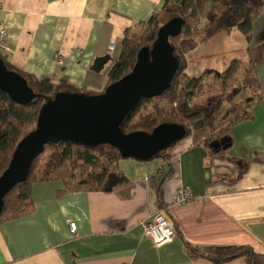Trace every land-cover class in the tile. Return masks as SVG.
<instances>
[{"label": "crops", "instance_id": "obj_1", "mask_svg": "<svg viewBox=\"0 0 264 264\" xmlns=\"http://www.w3.org/2000/svg\"><path fill=\"white\" fill-rule=\"evenodd\" d=\"M161 5L0 0L7 31L0 35V54L20 72L52 80L57 90L98 93L108 76L105 65L91 69L95 58L114 52L126 31H135ZM223 33L245 41L241 60L251 61L261 95L246 109L252 116L230 127L231 146L214 151L185 137L166 157H121L115 165L127 181L110 191L74 188L65 177L34 182L32 211L0 223V264H247L245 256L219 263L191 256L186 245H248L264 253V9L247 35L237 28ZM216 36L199 42V50L208 40L219 47ZM180 186L193 197L179 205L172 196ZM158 211L169 216L176 237L155 246L142 223Z\"/></svg>", "mask_w": 264, "mask_h": 264}, {"label": "trees", "instance_id": "obj_2", "mask_svg": "<svg viewBox=\"0 0 264 264\" xmlns=\"http://www.w3.org/2000/svg\"><path fill=\"white\" fill-rule=\"evenodd\" d=\"M263 9L264 0H162L161 7L142 22L141 25L145 24V28L141 31L127 30L121 40L119 56L111 59L113 62L107 74L106 85L131 71L138 50L142 46L152 43L159 26L174 16L181 17L183 21L180 33L176 38H170V42L175 48V54L181 59L182 69L175 76L169 90L159 96L142 99L137 104L123 121L122 130L124 132L134 130L150 132L161 122H177L186 127L187 136L190 135V130L193 128L196 134H204L207 130H211V134L217 133L216 138H219L224 134L229 135L230 127L233 124L249 119L252 114L247 110L243 113L237 112L236 104L221 113V101L213 106V110L208 111L202 104L191 103V98L195 94L194 88L199 86L200 78L188 76L184 72L186 61L184 55L179 54L178 49L184 54H186V50L194 52L197 50L199 42L221 32L229 33L233 28H237L242 35H247L252 28L253 20L261 14ZM178 41H180L179 44H177ZM0 57L8 69L15 70L26 78L36 94V98L30 103L22 105L14 102L7 93L0 90L1 175L7 167L17 143L34 128L41 104L52 97L58 89V85L50 79H37L30 74L20 72L3 55L0 54ZM239 62V59L234 58L223 72L215 74L221 79L228 80L238 70ZM222 81L224 82V80ZM241 83L242 88L251 94L243 100L244 107L248 108L251 103L257 102L261 97L251 61L242 71ZM237 91L238 88H233L229 93L230 96H235ZM219 110H221L219 113L221 116L217 115ZM233 112L235 113L234 117L229 121L227 127L222 131L213 132L215 130L213 128L220 126L221 121ZM199 143L209 147L207 138ZM171 147L159 152L157 156L166 157L167 151ZM119 158L121 156L116 148L108 144L96 147L71 142L46 144L43 152L34 159L26 179L14 185L4 197L0 223L32 211L34 207L31 195L32 184L52 179L53 174L62 168L66 183L68 180L72 181L73 178L77 179L78 187L76 188L112 190L118 184L127 181L122 171L112 168ZM186 250L191 256L204 257L215 263L245 256L247 264H264V253L255 252L248 245L207 248L186 245Z\"/></svg>", "mask_w": 264, "mask_h": 264}, {"label": "water", "instance_id": "obj_3", "mask_svg": "<svg viewBox=\"0 0 264 264\" xmlns=\"http://www.w3.org/2000/svg\"><path fill=\"white\" fill-rule=\"evenodd\" d=\"M182 18L174 16L157 29L152 43L142 46L130 72L105 86L98 93L56 90L40 106L35 126L16 145L7 167L0 175V214L4 197L23 182L34 159L48 143L71 142L88 147L108 144L122 158L150 160L175 145L188 134L177 122H161L150 132H124L121 125L142 99L159 96L171 88L182 69L181 59L170 42L182 27ZM109 54L95 58L91 69L98 72L111 61ZM0 90L16 103L28 104L36 94L24 76L6 67L0 57ZM229 135L208 143L214 151L231 146ZM157 156V157H156Z\"/></svg>", "mask_w": 264, "mask_h": 264}, {"label": "rangeland", "instance_id": "obj_4", "mask_svg": "<svg viewBox=\"0 0 264 264\" xmlns=\"http://www.w3.org/2000/svg\"><path fill=\"white\" fill-rule=\"evenodd\" d=\"M200 26V25H198ZM145 28L144 25H140L136 28L135 31H141ZM176 38V36H175ZM218 41L216 42L219 47L213 49V46L210 43V40L206 41L204 44L201 45L199 50V46L196 51L193 50H186V54L181 53L178 48L179 54L184 55V59L186 61V66L184 68V72L191 77H199L200 83L195 89V94L191 98V103H199L204 106V109L213 110V106L218 102L221 101V110L223 113L231 109L235 104L237 106V112L243 113L247 107H244L243 100L250 96V92L244 90L242 88V71L245 66L249 65V61L241 60L244 59L245 55V41H241L239 37L234 34L224 35V33L217 34L215 37ZM240 40H238V39ZM212 40V39H211ZM180 41L177 42L179 44ZM244 48V49H243ZM206 49L209 50V53L206 52ZM120 46L113 52H111L110 56L112 58L118 57L120 53ZM239 59L240 62L238 64V70L236 73L230 77V79H221L215 73L216 72H223L229 65L232 59ZM112 60L105 64V68L103 72L108 74V71L112 65ZM102 70V69H101ZM224 80V82L222 81ZM233 88H238L237 94L235 96H230V92ZM94 89V88H93ZM69 90V89H68ZM70 92H82V93H97V92H88V91H78V90H69ZM95 91V90H93ZM99 92V91H98ZM241 103H238V102ZM151 107V105H150ZM217 112V115L221 116ZM234 112L228 115L225 119L221 121L220 126H216L213 132H218L219 130L222 131L227 125L229 121L234 117ZM211 130H207L206 133H199L196 134L193 128L190 130V135L187 136L194 141H204L205 138L210 142L214 138H216L217 133L211 134ZM225 135V134H224ZM222 136V135H221ZM220 137V136H219ZM184 139V138H183ZM182 139V140H183ZM181 141V140H180ZM178 141V142H180ZM177 142V143H178ZM112 168H116L115 163L112 165ZM64 169H60L55 172L53 175L54 178H61L65 177L63 174ZM71 187H78L77 179L73 178V180L68 183Z\"/></svg>", "mask_w": 264, "mask_h": 264}, {"label": "built area", "instance_id": "obj_5", "mask_svg": "<svg viewBox=\"0 0 264 264\" xmlns=\"http://www.w3.org/2000/svg\"><path fill=\"white\" fill-rule=\"evenodd\" d=\"M7 33L3 25L0 24V35L5 36ZM115 47L114 41H110L108 50L111 51ZM193 197L191 190L186 186H180L172 196L174 204H185ZM69 231L75 233L76 223L69 222ZM143 235L155 246L171 242L176 237V230L169 216L163 211H158L151 218L142 223Z\"/></svg>", "mask_w": 264, "mask_h": 264}]
</instances>
